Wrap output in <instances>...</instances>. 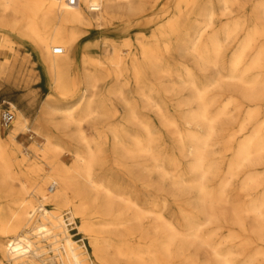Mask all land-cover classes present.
Returning <instances> with one entry per match:
<instances>
[{
    "label": "bare ground",
    "instance_id": "1",
    "mask_svg": "<svg viewBox=\"0 0 264 264\" xmlns=\"http://www.w3.org/2000/svg\"><path fill=\"white\" fill-rule=\"evenodd\" d=\"M132 1L79 0L78 5L72 6L68 0H0V21H3L4 26L27 34L35 42L42 66L54 90L63 96H68V102H74L65 108L51 106L48 101L45 102L36 122L42 125V121L48 119L53 128L62 130H70V127L74 126V131L66 134L69 138L76 137L83 144L82 149L76 148L73 152V165L67 166L60 160L63 147L56 142L55 136L45 134L43 144H33L30 148L32 155L48 168L46 174H43L16 144L18 134L31 131L28 126L29 119L23 111L17 110L11 132L7 137L3 136L0 124V198L9 199L0 203V264H50L52 256H47L50 252L54 253L53 257L57 258L58 264H109L106 250L112 245V240L106 238L103 233L121 226L124 222L119 219L110 222H92L88 218L95 214H111L115 208V200L125 202V207H135L134 219L131 221L132 224L126 227V235L131 238L138 233V246L135 249L118 248L120 257L129 264H175L177 259L183 260L185 264H196L195 255L187 250L188 244L191 245L192 237H199L198 226L187 219L186 231L181 232L174 223L160 214L153 219L150 226L145 227L142 217L145 216L146 211L126 199L123 193L116 192L104 176L96 174V166L104 163L102 150L83 127V124L98 111L95 90L98 81L108 77L112 70L117 73L119 80L126 76L127 70L133 71L137 93L143 96H147V93L141 60L150 62V68L157 74L166 72L160 63L161 44L157 39H150V45L144 43L136 49L131 42H127L130 37L128 38L125 28L121 31H112L111 35L102 42L91 37L95 28L113 24L123 10H128L132 15L142 13L144 3L141 2L138 7H133ZM185 4L187 0H169L168 6L181 10ZM261 18L264 21V9ZM206 20L207 25L213 22L212 12ZM263 32L264 27L261 30L255 29L243 44L238 45L229 61L231 71L239 69L252 48V42ZM230 33V30L226 31L225 40L229 38ZM198 42L197 37L191 47L196 55L197 64L200 66L217 64L223 48L219 35L213 36L209 44L210 51L207 50L213 53L215 57L213 61L210 60L208 53H204L198 47ZM55 48L62 50L56 54ZM2 54L4 59H0V67L9 66L6 78L16 87L18 79L15 80L14 77L17 69L22 71L24 61L19 60L15 43L11 42L6 34L0 33V56ZM152 60L154 62H151ZM18 63L22 65L20 68ZM263 63L264 45L258 49L254 58L246 63L242 71H250ZM184 69L189 77V66H184ZM223 78L242 84L239 90L242 101L254 104L249 108L246 107L245 117L239 125V131H243L246 124L252 123L258 116L260 111L258 104L264 98V89L258 88L260 86L258 82H248L235 74H227ZM189 80V85L196 90L189 102H196L197 107L189 112L187 123L190 127L186 135L181 137L180 142L183 145L187 138L191 139L193 147L191 155L194 159L191 170H195L193 181L196 182L193 186L203 201V211H212L216 207V202L224 200L229 177L235 174V171L243 168L248 162L264 163V120L254 124L251 133L239 143L234 158L229 164L228 176L218 181L215 191L210 190L207 179L215 175L213 171L215 161L207 157L205 150L217 134L216 123L225 115V109L233 104L236 98L229 97L219 106L214 116H209L213 98L210 97L209 100L207 90L213 86V83H207L204 88L199 89L191 78ZM22 82L26 86L30 81L25 76ZM126 105L133 113L132 104ZM167 121L171 126L175 125L174 121ZM192 124H195L199 131H192ZM144 127L147 130V138L143 139L137 134L132 135L133 146H122L125 153L133 155L151 153L150 143L152 144L155 135L148 129V125ZM36 132L40 131L37 129ZM120 133L124 136L130 135L125 127L121 128ZM114 136L118 139L119 133L115 131ZM152 158L155 167H158V157L153 155ZM16 167L22 170V175L16 172ZM258 178L257 170H248L244 184L255 188L261 187L260 197L255 200V208L251 211L256 214L254 220L259 227L254 233L255 237L264 243L262 219L264 186L258 183ZM17 182L20 184L18 188L15 186ZM47 184L55 185L54 191L50 194L45 190ZM63 209L71 210L73 217L80 219L77 228L79 233L83 234L81 243H78L69 231L63 213L59 212ZM115 213L122 214L120 211ZM215 220L207 219L210 222ZM237 220L241 222L240 219ZM233 236L236 235L231 232L226 238ZM2 238L8 239L3 242ZM214 254L218 257L219 264H232L226 253L222 254L215 248Z\"/></svg>",
    "mask_w": 264,
    "mask_h": 264
},
{
    "label": "rangeland",
    "instance_id": "2",
    "mask_svg": "<svg viewBox=\"0 0 264 264\" xmlns=\"http://www.w3.org/2000/svg\"><path fill=\"white\" fill-rule=\"evenodd\" d=\"M141 2L144 3L142 13L132 15L128 10H123L113 24L95 28L91 37L102 42L111 35L112 31H121L125 28L128 38L130 37L127 42H131L136 49L144 43L150 45V39H157L161 44L160 63L166 72L157 74L150 68V62L141 60L144 65L140 62L147 96L137 93L133 71L127 70L126 76L119 80L117 73L112 70L108 77L98 81L95 89L98 111L83 124L85 131L94 138L95 144L102 150L104 163L96 166V174L104 176L116 192L123 193L126 199L146 211L145 216L142 217L145 227L150 226L153 219L160 214L174 223L181 232L186 231L187 219L198 226L199 237H192L191 245L188 244L187 250L195 255L196 264H219L218 257L214 254L215 248L222 254L226 253L232 264H264V243L255 237L254 233L259 227L254 220L256 214L251 211L255 208V200L260 197L261 187L255 188L244 184L246 172L255 169L259 172L258 183L264 186V163L248 162L243 168L235 171V174L229 177L224 200L216 202L214 210L204 212L203 201L193 186L196 182L193 181L195 170H191L194 160L191 155L193 149L191 139L187 138L188 142L183 145L180 142L181 137L186 135L190 127L187 123L189 112L197 107L196 102H189L196 92L189 85L190 78L199 89L204 88L207 83H213V86L207 90L209 100L210 97L214 99L211 100L209 116H214L226 99L236 98V101L225 109V115L216 123L217 134L205 150L207 157L215 161L213 169L215 175L207 179L210 190L215 191L218 181L228 176L227 170L239 143L251 133L254 124L264 120L263 98L258 104L260 109L258 116L252 123H247L243 131H239V125L245 117L247 108L254 104L242 101L239 94L242 84L223 78L227 74H235L248 82H258L260 84L258 88L264 89V63L250 71H242L246 63L254 58L258 49L264 45V32L252 42L250 52L237 71H231L229 64L238 45L243 44L255 29H263L264 21L261 17L264 0H187V4L181 10L170 8L169 0H133L132 6L138 7ZM210 12L213 13V22L207 25L206 18ZM2 22L0 21V33L6 34L9 40L15 43L19 60L24 61L22 71L17 69V73L15 72L14 78L18 79L16 87L6 78L9 66L0 67V103L6 101L13 104L15 117L17 110H22L29 119L28 126L31 131L18 134L16 144L21 152L29 157L43 174H46L48 168L32 155L30 148L33 144H43L44 135L49 133L55 136L56 142L63 147L60 160L71 166L74 162V150L83 148V144L76 137L69 138L66 134V132L71 134L75 127L71 126V131L55 129L48 119L43 120L42 125L36 121L45 102L48 101L51 106L60 108L68 107L74 102H68V96H63L54 90L42 66L35 42L27 34L4 26ZM227 30L231 33L225 40ZM215 35H219L223 42L218 63L215 64L216 66L198 65L196 55L191 49L192 43L198 37V47L204 53H208L210 60L213 61L215 57L209 52V44ZM0 59H4L3 54ZM18 64L20 68L21 64ZM184 66H189V77L185 74ZM25 76L30 81L26 86L22 82ZM216 84L218 86H214ZM127 103L132 104L133 113L127 108ZM167 120L174 121L175 125L171 126ZM144 125H148V129L155 135L152 144L150 143L151 153L140 155L125 153L122 146H133L132 135L137 134L143 139L147 138ZM122 127L129 131V136L120 133ZM191 127L192 131H199L195 124ZM11 129L12 126L1 128L3 136L7 137ZM37 129L39 133L36 132ZM115 131L119 133L118 139H115ZM150 154L158 157V167H155ZM15 170L18 174L22 173L19 167ZM49 185L45 186V190L50 194ZM15 186L18 188L20 184L17 182ZM6 201L9 199L0 198V203ZM114 206L111 214L90 215L88 219L92 222H110L114 219L124 222L121 226L111 228L103 234L112 240V245L106 250L109 264H129L119 256L118 248L135 249L138 246V233L131 238L126 235V227L132 224L131 221L134 219L135 207H125V202L120 200H115ZM118 211L122 214L117 215L115 212ZM59 212L63 213L69 231L77 242L81 243L83 234L79 233L77 228L80 219L74 218L69 209ZM207 219L216 220L210 222ZM262 219L264 220V214ZM231 232L236 236L226 238ZM150 233L152 235V232ZM7 239L2 238V241ZM255 251L260 253L257 254ZM53 254L50 252L47 256L53 257ZM52 257L50 264H58L57 258ZM175 264L185 263L177 259Z\"/></svg>",
    "mask_w": 264,
    "mask_h": 264
},
{
    "label": "built area",
    "instance_id": "3",
    "mask_svg": "<svg viewBox=\"0 0 264 264\" xmlns=\"http://www.w3.org/2000/svg\"><path fill=\"white\" fill-rule=\"evenodd\" d=\"M69 4L72 6H76L79 4V0H68ZM61 48H55L54 53H60ZM15 118V107L13 104L2 101L0 103V124L2 128H9L12 126V122ZM55 185L52 184L49 186V192L54 191Z\"/></svg>",
    "mask_w": 264,
    "mask_h": 264
}]
</instances>
